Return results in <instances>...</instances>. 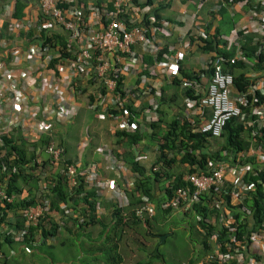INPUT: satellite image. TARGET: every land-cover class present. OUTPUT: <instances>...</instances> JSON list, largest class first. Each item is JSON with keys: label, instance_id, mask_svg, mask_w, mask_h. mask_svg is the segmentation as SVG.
I'll list each match as a JSON object with an SVG mask.
<instances>
[{"label": "built area", "instance_id": "1", "mask_svg": "<svg viewBox=\"0 0 264 264\" xmlns=\"http://www.w3.org/2000/svg\"><path fill=\"white\" fill-rule=\"evenodd\" d=\"M22 1L20 17L13 16L14 0H6L0 6V217L8 212L7 204L27 196L26 191H5L16 164L6 165L3 159V136L20 135L27 143H37L45 136L48 142L35 146L39 168L34 176L36 199L18 209L24 227L16 232L2 224L0 232L19 240L28 227L42 223V219L57 223L61 213L69 214L65 202H58L56 209L49 206L48 194L50 187H55V175L62 177L69 194L80 183L114 200L117 207L126 206L128 198L115 179H122L127 185L134 180L133 174H127L124 160L109 145L99 142L94 150L101 157L100 162L83 163L77 156L67 161L63 146L54 142V133L57 126L73 120L81 105L94 118L108 121L112 134L149 132L150 124L158 117L163 78L171 82L176 77L179 90L189 92L182 98V115L193 126V132L219 137L226 121L236 117L244 128H249L250 141L254 142L255 136L262 138L241 151L240 156L264 163V150L260 147L264 143V70L244 72L247 84L236 92L233 74L225 70L236 62L252 65L237 41L244 34L256 46L254 54L264 55V0H251L250 4L248 0H227L236 11L246 7L245 21L235 24L233 32L223 36V50L234 44L233 55L212 53L201 65L200 69L210 68L206 85L198 79L201 71L198 78L179 72L185 53L203 45L207 36V23L198 13L206 0H182L195 8L188 15L185 31L169 43L165 40L172 36L176 24L162 17L157 19L153 13V8L167 0ZM218 8L215 3L211 11ZM180 19L186 21L185 17ZM57 33L63 35V45L56 42ZM145 56L151 59L150 63L144 60ZM86 135L76 145L80 152L90 143ZM41 152L44 157H40ZM14 157L11 154L7 159ZM143 158L135 156L137 161ZM229 159L232 162L213 163L208 172L185 173V184L174 189L161 208L182 213L200 198L207 204L204 220L217 230L207 236V246L197 264H264V218L256 229L238 237L234 216L236 211L250 214L244 200L256 192V183H261L264 197V183L248 178L249 172L255 175L251 162L242 163L239 156ZM47 176L52 179L48 184ZM153 211L154 205L145 197L134 208L138 217L151 216ZM195 219L200 216L195 215ZM8 220L13 223L15 219ZM222 228L220 239L218 229ZM197 230L204 232L201 227Z\"/></svg>", "mask_w": 264, "mask_h": 264}, {"label": "trees", "instance_id": "2", "mask_svg": "<svg viewBox=\"0 0 264 264\" xmlns=\"http://www.w3.org/2000/svg\"><path fill=\"white\" fill-rule=\"evenodd\" d=\"M5 1L0 0V6ZM14 1L13 16L20 17L24 2L22 0ZM169 1L167 0L164 5ZM250 3L251 0H248V4ZM223 4L228 5L229 3L227 0H222L218 4L219 25L215 26L211 31L208 28L209 23L206 22L204 31L207 36L203 40V45L198 47L203 52L211 51L215 54L232 56L235 51V45L230 44L226 51L223 50L226 40L220 37L223 32V24L225 25L224 28L228 30L229 28L232 29L234 22V18L224 12ZM164 5H158L153 8V13L157 19L160 18L159 12H163ZM164 19L168 20L170 18ZM42 35L47 40L50 39L44 34L43 30ZM54 38L57 43L63 45L64 37L62 34H54ZM237 41L246 58L252 62V65L248 66L242 62H236L231 66L225 67V70L233 74L234 92L246 86L247 81L243 76L244 72L248 70H264V55L254 54L256 46L250 43V36L244 34ZM146 61L150 63L151 59L148 57ZM179 71L183 76L198 78L197 74L199 71L209 76L210 68L208 66L205 69H188L187 71L179 67ZM177 82V78L173 77L170 83L171 88H174L175 92L179 89ZM167 89L166 85L162 87L160 105L157 109L158 117L156 121L150 124L152 129L150 133L120 131L114 132L112 135L114 147H111L112 152L122 155L121 159L124 160V165L128 169L127 174L134 175L131 185H127L122 179L115 178L116 183L125 192L128 204L124 207H117L114 200L106 198L103 193L94 192L93 189L86 188L84 184L80 183L73 187L69 194L62 185V177L55 175V187H50L51 194H48L49 206L51 209H56L58 202H65L70 210L69 214L61 213L57 223L50 218L47 220L42 219V223L28 227L19 240L11 239L9 233L0 232V264H22L20 260L16 259L15 252L10 253V250L14 251L16 246L20 250L23 249L26 254H34L39 257L45 255L49 258H52L54 253L43 254L41 251L44 247L50 251H54L57 248L65 251L70 249L69 252L74 250L76 253L69 254V256L76 258L80 264H155V259L157 264H163L166 262L163 254L160 257L159 255L147 254L145 259H135L134 262H129L133 251L129 242L127 243L128 239L126 236L130 230L136 231L138 234L141 233L144 237H158V235L165 233L162 227L167 222L170 209L161 208V204L172 195L174 189L185 184L182 180L183 174L208 172L213 163L232 162L229 157L233 159L239 156L242 163L251 162L255 175L252 176L251 172H249L247 173L248 178L255 183L257 180H261L264 183V163L260 164L255 162L253 157H243L239 154L241 151L247 150L251 143L260 142L261 136H255L254 142L250 141L249 128H244L236 117L226 121L218 138H213L209 134L192 132V125L190 126L180 112L167 117L168 112L165 108L177 99L173 94L167 95ZM180 92L182 98L184 95L189 94L188 91L180 90ZM87 134L89 135V130ZM2 139L3 147L6 150V156L3 157L7 161L6 165L16 164V171L12 172L6 181L5 191L8 193L26 191L27 196L7 204L8 212H4L0 217V231L2 224H4L17 232L24 227L23 219L19 215L18 209L28 204H33L36 199L34 192L37 189V180L34 176H36L35 174L39 171V168L35 163V146L38 144L42 147L48 142V138L42 136L37 143H27L20 135L15 137L13 135L9 137L3 136ZM141 141L147 142L149 147L154 148V159L147 168L137 162L134 157L133 147H136ZM58 143L62 144L64 140L59 138ZM260 147L264 150V143H261ZM139 152L143 153L141 150ZM11 154H14L15 157L13 160H8L7 156ZM169 154L172 155L169 156ZM82 162L85 163L86 160ZM50 178L51 176L45 178L47 184L52 181ZM261 188V183H256V192L252 194L251 199L244 200V205L249 208L250 214H244L239 211L234 214L238 221L235 231L238 237L256 229L259 222L264 218V197ZM142 197H145L154 205V211L151 216L138 217L134 214V208L141 204ZM207 210V204L202 203L200 198L199 202L192 204L188 212H182V215L192 220L188 225L189 228L193 230L194 234L199 235L200 251L193 258L187 259V264H197L198 258L207 246V236L217 230L215 226L204 220L207 217ZM9 213L15 219L13 223L8 218L6 219ZM195 215H199L200 219L196 220ZM241 215L243 216L239 219ZM182 219H184L183 216ZM196 227H201L204 232H199ZM60 231H66L67 237L60 239L57 243H50ZM218 233L221 239L223 237V228L218 229ZM135 243L137 244V248H135L141 251L140 243L137 241ZM24 264H27V262Z\"/></svg>", "mask_w": 264, "mask_h": 264}, {"label": "rangeland", "instance_id": "3", "mask_svg": "<svg viewBox=\"0 0 264 264\" xmlns=\"http://www.w3.org/2000/svg\"><path fill=\"white\" fill-rule=\"evenodd\" d=\"M173 89L174 88H171L167 92V95L173 94L177 97V99H175V101L170 106L165 108L170 116L176 115L179 112L181 113L183 108L182 94L180 90L177 89V92H175ZM108 125H110L108 121L94 118L92 113L83 105H81L76 116L70 123L57 126L56 132L54 133V142L58 143L59 138L64 140L62 146H65V157L68 159H73L77 156L79 157L80 161L94 160V162H100L101 157L94 150L96 144L99 142L106 143L107 145L114 148L112 139L113 136L108 130V127H110ZM88 130L89 136H91L90 144L84 146L83 151L80 152L76 145L79 141L83 140L87 136L86 133H88ZM147 148L152 149L151 147H140L139 150L145 152ZM172 154H169V156ZM154 155L155 153L153 154L152 159L154 158ZM44 156V153L41 152L40 157ZM149 162L150 161L147 163L148 166ZM10 214L11 213L6 216V219L12 217V214L11 216ZM182 216L184 219H182ZM190 219L191 218L182 215L181 212L170 211V214L167 217V222L163 225V227L161 226L162 230H165L167 235L165 236L164 241L157 247V253L159 255L163 254L166 259V262L163 264H187V259L193 258V256L196 255L198 251H200L198 243L199 235L194 234L193 230L188 226L192 221ZM66 237L67 232L60 231L58 235L50 241V243H57L60 239ZM126 238L128 239L127 243L129 242L131 245L129 246L133 251L132 257L129 259V262L131 261V263L134 262L135 259H145L147 254L152 255L154 246L158 240L156 236L144 237L141 233L138 234L133 230L128 231ZM136 241L140 243L142 248L141 251L136 249ZM69 250L70 249H67V251H65L57 248L54 251H50L44 247V249L41 251L43 254L48 255V253H54V256L49 258L45 255L39 257L34 254H26L24 250H20L18 246L14 248V252L16 253L15 257L17 260H20L22 264L26 262L27 264H80L76 258L69 256V254L71 255L76 252L74 250L69 252ZM155 260L154 263L157 264V260Z\"/></svg>", "mask_w": 264, "mask_h": 264}, {"label": "crops", "instance_id": "4", "mask_svg": "<svg viewBox=\"0 0 264 264\" xmlns=\"http://www.w3.org/2000/svg\"><path fill=\"white\" fill-rule=\"evenodd\" d=\"M221 2H222V0H206L204 2V4L198 9L199 10L198 11L199 18H201L202 20L209 23L208 28H210L211 31L215 26L219 25V22H220V16H219V14H217L219 8L215 12L211 11V8L213 7V5L215 3L219 4ZM164 7L165 8H164L163 12H159L160 17H162V18L168 17V18H170V19H168L169 21L176 24V28L174 29L172 36H170V38L165 40L166 41L165 43H169V42H173L175 40V37L178 34L185 31V29L187 28V25H188V19H189L188 15L194 11L195 6L190 4V3L183 2L182 0H170L166 5H164ZM222 7L224 8V12L226 13V15H229L231 18H234L232 29L229 28L230 30L229 29L227 30L226 28H224L225 25L223 24V32H225V33L222 32L220 37L222 39H224L223 38L224 35H226V34L228 35V34H230V32H233V27L235 24L237 25L238 23H244L246 7H241L237 11L235 10V8H233L229 4L228 5L223 4ZM237 8H238V6H237ZM181 17H185L186 21H182L180 19ZM223 44H224V42H223ZM211 54H212L211 51H208V52L201 51L200 47H198V46L192 47L190 50H188L185 53L183 60L180 62V67L183 68L184 70H187V71H188V69L189 70L190 69L196 70L198 68H201V65L208 59V57ZM147 58H148V56H145L144 60L146 61ZM208 77L209 76H207V74L202 73L198 79H199L201 84L206 85V83L208 81ZM170 83L171 82H169L167 80V78H163L161 90H162V87L166 85L168 87L167 90L169 91L171 89ZM167 90H166V92H167ZM159 105H160V101H159ZM181 115H182V112H181ZM167 117H171V116L169 114H167ZM108 126H110V125H108ZM108 130L111 133L109 127H108ZM151 130L152 129L150 126V131ZM150 131L148 133H150ZM116 132H118V131H116ZM89 138H91V136H89ZM145 146H148L147 142L141 141L136 145V147L135 146L133 147V152H134V157L136 155H143L144 156L142 161H137V162H139L141 165H143L145 168H147L148 167V165H147L148 161H150L149 162V164H150L154 159V158L152 159V156L154 154V148H153V150L147 148V150L143 153L139 152V148L140 147L144 148ZM118 155L120 157H122L121 154H118ZM104 174L110 176V172H108V171H105Z\"/></svg>", "mask_w": 264, "mask_h": 264}, {"label": "water", "instance_id": "5", "mask_svg": "<svg viewBox=\"0 0 264 264\" xmlns=\"http://www.w3.org/2000/svg\"><path fill=\"white\" fill-rule=\"evenodd\" d=\"M166 235H167L166 233L158 235V240H157L156 245L154 246L152 255H159L157 253V247H158L159 244H161L164 241V238H165ZM159 257H160V255H159Z\"/></svg>", "mask_w": 264, "mask_h": 264}, {"label": "clouds", "instance_id": "6", "mask_svg": "<svg viewBox=\"0 0 264 264\" xmlns=\"http://www.w3.org/2000/svg\"><path fill=\"white\" fill-rule=\"evenodd\" d=\"M182 60H183V59H182ZM182 60H181V61H182ZM181 61H180V62H181ZM179 67H180V66H179ZM179 72H180V71H179ZM73 119H74V118H73ZM189 124H190V123H189ZM190 126H191V124H190ZM192 127H193V126H191V128H192ZM191 131H192V130H191ZM192 132H193V131H192ZM199 133H200V132H199ZM88 136H89V135H88ZM213 138H218V137H213ZM90 140H91V138H90ZM58 144H59V143H58ZM89 144H90V143H89ZM60 145H62V144H60ZM110 147H111V146H110ZM63 148H64V147H63ZM64 152H65V149H64ZM67 159H68V158H67ZM157 238H158V237H157ZM13 252H14V251H13Z\"/></svg>", "mask_w": 264, "mask_h": 264}]
</instances>
